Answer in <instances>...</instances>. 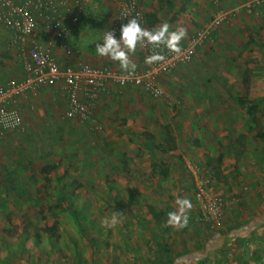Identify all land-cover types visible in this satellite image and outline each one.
I'll list each match as a JSON object with an SVG mask.
<instances>
[{
    "label": "rangeland",
    "instance_id": "1",
    "mask_svg": "<svg viewBox=\"0 0 264 264\" xmlns=\"http://www.w3.org/2000/svg\"><path fill=\"white\" fill-rule=\"evenodd\" d=\"M184 2L141 0L139 6L153 22L166 20L171 8L172 20L178 7L184 18L194 19L203 13L210 17L211 10L223 8L220 0ZM260 6H243L241 19L246 24L241 31V23L230 31L232 45H236L233 50L218 48L211 37L213 54L203 56L205 62L194 74L183 65L184 72L169 79L175 85L172 91L163 79L159 81L171 99L169 106L176 108H167L163 98L146 100L162 113H152L138 130L118 119L109 121L114 126L103 134L93 123L71 121L54 129L56 140L49 138L53 129L42 127L13 135L11 146L0 149V173L14 170L27 196L17 197L18 192L7 190V182L0 178V202L3 199L6 204L0 209V264H145L159 242L168 245L174 264H264V136H256L257 130L264 133V16ZM115 14L109 0L88 2L64 45L99 57L92 37L109 27ZM234 15L232 11L228 19ZM224 21L216 27V39L224 33ZM232 28L228 26L226 32ZM112 62V68L122 70ZM212 69L218 76L210 77ZM238 96L263 99L249 115L245 106L236 103ZM161 160L176 166L165 179L158 171ZM188 166L195 167L197 176L209 177L222 195L237 196L246 187L252 194L250 201L230 207L217 228H208L196 219L198 207ZM178 196L192 203L188 225L182 229L166 224V214L175 208ZM72 209L79 213L85 232ZM114 211L118 219L112 224ZM50 225L55 230L49 237L44 227ZM245 226L252 227V233L229 234L242 232Z\"/></svg>",
    "mask_w": 264,
    "mask_h": 264
},
{
    "label": "built area",
    "instance_id": "2",
    "mask_svg": "<svg viewBox=\"0 0 264 264\" xmlns=\"http://www.w3.org/2000/svg\"><path fill=\"white\" fill-rule=\"evenodd\" d=\"M93 0H0V24L10 31L8 45L15 48L22 59V77L12 79L0 85V139L8 132L25 131L26 123L15 107V98L38 88L61 83L67 107L60 117L75 120L79 123H93L100 128L94 118V109L98 99L107 94L113 82L119 90L126 87L140 88L154 99L163 98L168 105L169 95L159 84L161 74L168 72L176 65L189 61L207 36L211 28H216L227 17L228 12L218 9L211 21L196 30L184 44L179 54L167 49H156L165 59L153 64H145L122 83L124 72L109 66H94L81 61L76 66L61 69L53 53L46 43L40 41L43 31H50L56 45L64 55L73 53L71 47L64 45L67 37L80 20L84 7ZM103 1V0H96ZM117 7L114 20L109 25L118 30L120 24L126 22L125 15L138 16L143 22V13L137 0H112ZM264 0H251L245 6L260 4ZM217 2V0H213ZM118 35V31L116 32ZM144 57L151 54V46H139ZM15 119L19 124L13 126ZM194 183L193 198L198 207L197 218L208 228H217L225 217L226 210L237 205L238 197L233 194L222 195L217 192L211 179L197 176L196 169L188 166ZM243 191H248L243 187ZM250 194L245 200L250 199Z\"/></svg>",
    "mask_w": 264,
    "mask_h": 264
},
{
    "label": "crops",
    "instance_id": "3",
    "mask_svg": "<svg viewBox=\"0 0 264 264\" xmlns=\"http://www.w3.org/2000/svg\"><path fill=\"white\" fill-rule=\"evenodd\" d=\"M109 1L114 4L115 11L117 13V7H116L115 2L112 0H109ZM173 1L180 2V0H173ZM184 1L185 0H182L183 4H185ZM208 1L210 2V0ZM249 1L251 0H220L221 2L220 6H223V8H225V9L220 8V10H223L229 13L227 19L221 24V25H225L223 35H221V37L216 39L215 32L218 29L211 28L209 32L207 33V36L204 39L203 43L197 47L194 56L189 61L180 63L175 68L171 69L170 71L161 74L159 77V81L163 79L164 81L163 85H167L168 89L172 91L173 89H175L174 87L175 85L169 79L175 78L176 77L175 74H178L180 71L184 72L182 68L183 65H187L191 67V73L194 74L198 70L197 66H200L202 62H205V59L203 58V56L213 54L212 46H211L212 43L211 45L209 43L211 37H212L211 41H215L217 45L219 46L218 48L223 47L225 50H228V48H231L233 50L236 47V45H232L234 36L230 34V31L235 30L236 26H238L240 23L241 25H239L240 26L239 29L241 31L243 28V25L246 24V21H244L243 18L241 19V17H243L245 13L243 10V6ZM139 3H141V0H138V6H139ZM172 6L174 7V3H172ZM172 9L173 8H171V11ZM260 9H261V14L264 16V3L261 4ZM174 10H175L174 12H178L176 19L174 20H172L173 13L170 11L168 12V17L166 20H160L157 22H153L152 19L146 18L144 20L145 23L143 22V25L148 29H152L155 27H159L160 24L166 22L168 23L169 28L171 30H175L177 28L183 27L184 29H186V32H187V35L181 41V44H184L185 42H187V40L190 38L193 32L206 26L211 21V19L213 18L214 14L216 13L218 9L217 10L214 9V11L211 10L212 13L210 14V17H208L209 15L203 13V16L199 15V18L197 19H194L193 17L188 18V16L184 18L182 14L183 12L181 11V7H178L177 9H174ZM232 11L233 13H235V15L233 16L234 18L229 20L228 18L230 17V14ZM142 13L144 16L149 15L148 14L149 12L146 10L144 11L142 10ZM173 21L175 22L170 24ZM226 25L227 27L228 26L233 27L232 29L228 31L229 33L226 32L227 31ZM73 30L71 31V33L73 32ZM71 33L69 37L65 40V42L68 39H70ZM9 38H10V31H8L3 25L0 24V85L5 84L7 81L12 80V79L19 80L22 77V73H23L22 59L18 56L15 48L9 47L8 45ZM40 41H42L43 43H46V45L50 47L51 52L53 53L61 69H64L70 65L76 66L81 61L88 62L94 66L111 67L109 63L110 60L107 57H97V56L85 54L83 52L81 53L79 49L77 48L74 49L69 45H67V47H71L73 53L68 56L64 55V52L62 51V49L56 45L55 40L52 37V34L50 31H47V30L43 31L42 36H40ZM138 51H139L138 52L139 56L138 57L135 56L136 58L135 57L133 58V62H135L137 66L135 72L139 71L145 65L144 63L145 57L142 51H140L139 49ZM200 52H201V55H200ZM112 64H117V63L112 62ZM112 69L117 70L119 72H123L122 70H119L116 68H112ZM211 71L213 73V74L211 73L212 75L210 74L211 78H213V76L214 77L218 76V75H215L216 73L214 74V69H212ZM108 88H109L108 93L101 96L98 99L97 104L94 109V118L97 124L99 125V127L102 129V134L105 132L104 129L109 128L107 132L109 130H112L114 125L113 123H110L109 121L116 122L118 119L122 120V122L128 121L129 125H132L134 129L138 130V128H141L145 125L147 118L150 117L152 113L156 116H159L162 113L161 110L158 111L160 112V114L157 113V110H153L151 108L150 103L149 104L145 103L146 100H152V99L154 100V98L149 96L147 93H145L140 88L126 87L122 90H119L113 82L109 85ZM14 98H15V102L12 104H14L15 107L20 112L24 123H26L27 128L35 129V128L42 127V129L50 128L54 130V129H58L59 127L61 128L62 125L68 124L71 121L75 122V120L73 119L63 120L60 117L61 113L67 107V100H66L65 93H64L61 83H57L56 85H52V86L41 87V88H38L34 92L26 93L24 95H20ZM155 100H158V99H155ZM167 108L173 109V108H176V105L174 106L168 105ZM163 112H167V111L163 110ZM140 117L142 118V121L140 120ZM16 133H18V131L8 132L4 138L0 139V149L3 147L9 148L12 143V139L10 138L13 135H16ZM146 161L150 162L149 159H147ZM159 162L161 163V166H162L161 168H159L158 170L159 172L160 170L164 169V167H167L169 170L168 174H170L171 169L176 167L173 165L169 167L168 164H166L163 160ZM229 215H230V212L228 211L226 219L229 218ZM251 229L252 227L245 226L242 229L244 231L241 232V231L234 230L230 232L229 234L242 237V236H246L248 232L252 233L253 230Z\"/></svg>",
    "mask_w": 264,
    "mask_h": 264
},
{
    "label": "clouds",
    "instance_id": "4",
    "mask_svg": "<svg viewBox=\"0 0 264 264\" xmlns=\"http://www.w3.org/2000/svg\"><path fill=\"white\" fill-rule=\"evenodd\" d=\"M123 17L127 18L126 22L120 24L118 30L111 27L99 29L100 34L92 37V43L95 42L96 55L107 57L109 60L118 63L125 73L121 80L122 83L136 70L137 66L131 57L136 53L139 46H151V54L144 58V63L149 65L165 59L164 55L156 49L163 48L177 54L181 52V41L187 35L186 29L183 27L171 30L168 23L165 22L159 27L148 29L144 27L138 16L129 17L125 15ZM117 31L118 35L116 34ZM15 124H19L18 119L14 120L13 126ZM174 203L175 208L166 214V224L176 229H182L188 225V214L192 208V203L189 198L180 196L176 198ZM117 219V212L114 211L111 223L115 224Z\"/></svg>",
    "mask_w": 264,
    "mask_h": 264
},
{
    "label": "trees",
    "instance_id": "5",
    "mask_svg": "<svg viewBox=\"0 0 264 264\" xmlns=\"http://www.w3.org/2000/svg\"><path fill=\"white\" fill-rule=\"evenodd\" d=\"M138 2V1H137ZM262 3H264V1H262V2H260V4H253L251 7H252V9L253 8H255V7H257V6H259V5H261ZM146 18H149V15L148 16H144L143 15V22L145 23V19ZM76 27V26H75ZM75 27H74V29H75ZM68 38V37H67ZM66 38V39H67ZM244 81H246L247 82V80H248V78H247V76L245 75V77H244ZM263 98H256V99H247V98H245V97H241V96H238V97H236V103L238 104V105H240V106H245V110H246V113L247 114H249V115H252L253 114V112H255V110L257 109V107H258V103H259V101L260 100H262ZM29 128H27L26 127V129L25 130H28ZM57 136H58V133H57V131H52L51 132V130H50V134H49V138H52L53 140H56L57 139ZM256 136H258V137H262L263 138V136H264V133L262 132V131H260V130H257V132H256ZM221 158H222V155L221 154H219L218 156H217V162H220V160H221ZM48 166V165H47ZM50 167H52L51 165H49ZM43 172V171H42ZM168 172H169V170H168V168L167 167H164V169H162V170H160V172H159V174H160V176L163 178V179H165L166 177H167V175H168ZM0 178L1 179H3V180H5V183L6 184H4V186L6 187V189L7 190H9V189H12V190H14L15 191V193L16 192H18V193H16V196L18 197V194L20 195V196H27L26 195V191H23V190H21V185L20 184H18L19 183V178L16 176V174H15V171L14 170H10V171H5L4 173H0ZM63 187H64V184L63 183H60V185H59V187H58V189H59V194H61V195H63ZM22 188H24V187H22ZM21 190V192H19ZM240 190H242L241 191V193L240 194H237V197H238V202H237V205H247V203H248V201H250V199L247 201V200H245V196L249 193V191H243V188L241 187V189ZM72 194L73 193H70V196H72ZM250 194V196L252 195L251 193H249ZM29 197V196H28ZM29 198H31V197H29ZM251 198V197H250ZM5 200H3L2 199V201L0 202V209L2 208H5ZM71 212H72V215H73V218L74 219H76L77 220V222H78V226L80 227V230L82 231V232H85L86 231V228L84 227V225L82 224V221H81V219H80V216H79V213L76 211V210H74V209H72L71 210ZM263 220L262 221H264V217L262 218ZM260 222L258 221V223H256V222H253V223H251V225H249V226H254V225H257V224H259ZM44 229H45V231H46V233H48V235H49V237H50V235H51V233L55 230V225H50V226H48V227H44ZM34 234H35V237H38L39 236V234L37 233V231H35L34 232ZM222 234H220V236H221ZM89 243H90V245L92 246V248L94 247V244H95V239L91 236L90 238H89ZM158 248H160V249H158ZM158 248L156 249V252H154L153 254V256H151L152 257V259L151 258H149V259H146V263L145 264H174V261H175V259L174 258H172L171 256H170V249H169V247H168V245L167 244H164V243H161V242H159L158 243Z\"/></svg>",
    "mask_w": 264,
    "mask_h": 264
}]
</instances>
